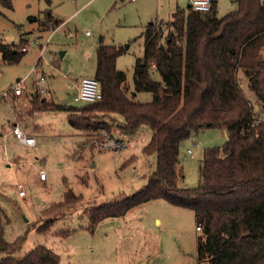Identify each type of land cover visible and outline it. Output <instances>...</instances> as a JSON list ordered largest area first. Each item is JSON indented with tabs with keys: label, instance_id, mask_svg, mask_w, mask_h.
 <instances>
[{
	"label": "rangeland",
	"instance_id": "obj_1",
	"mask_svg": "<svg viewBox=\"0 0 264 264\" xmlns=\"http://www.w3.org/2000/svg\"><path fill=\"white\" fill-rule=\"evenodd\" d=\"M48 7L63 20L51 35L54 26L41 25ZM188 8V0H52L50 4L13 0L12 8L0 3V39L14 43L24 37V44L30 45L17 63L4 61L0 52V224L9 241L26 234L16 256L45 244L62 254L61 264L198 263L203 231L197 229L195 212L164 199L139 204L122 216L107 217L94 232L87 228V208L139 190L156 169L157 155L143 150L153 132L149 125L125 130L120 127L121 114L92 113L77 106L76 117L90 123L78 129L68 121V112L34 111L32 104L37 88L44 87L41 97L82 105L74 100V84L95 75L100 43L125 46L117 66L127 74V93L136 100L150 101L152 92L136 91L134 81L136 60L145 52L143 32L150 21H168L175 11L186 13ZM236 8V0H217L219 15ZM27 75L19 97H1ZM240 75L246 96L264 117L247 76ZM41 76L47 79L44 85L39 84ZM154 77L161 79L157 72ZM35 116L43 140L39 142L34 135L38 143L27 146L14 136L12 127L31 125ZM227 140L228 131L223 127L193 131L180 145L179 184L197 185L206 149L221 147ZM40 168L46 170V181L40 180ZM19 183L24 184L26 196L19 195ZM68 189L82 195V201L68 209L44 212L61 201ZM63 230H70V235L57 234Z\"/></svg>",
	"mask_w": 264,
	"mask_h": 264
},
{
	"label": "trees",
	"instance_id": "obj_2",
	"mask_svg": "<svg viewBox=\"0 0 264 264\" xmlns=\"http://www.w3.org/2000/svg\"><path fill=\"white\" fill-rule=\"evenodd\" d=\"M236 2L237 8L223 15L213 0L208 11L191 6L186 13L175 11L168 21L147 25L145 52L136 60L134 81L136 91L152 92L150 101L136 100L127 93V74L117 66L125 46L105 43L97 48L94 75L102 86L100 100L69 105L41 97L38 88L35 91L34 111H66L68 121L78 129L90 124L76 117L77 106H81L92 113L121 114L125 130L147 124L153 131L143 150L157 155L156 169L139 190L87 208L90 231L107 217L164 199L195 212L203 231L197 264H264V117L246 96L240 77V72L247 76L264 109V0ZM0 3L13 7V0ZM48 24H60L50 7L41 19V25ZM26 50L24 37L14 43L0 39V52L8 63L19 62ZM155 72L161 79L154 77ZM205 127L226 128L228 140L221 147L206 149L197 185L181 186L177 171L180 145L193 131ZM82 199L68 189L61 201L44 212L68 209ZM25 240L26 234L7 240L0 224V264H61L59 253L45 244L16 256Z\"/></svg>",
	"mask_w": 264,
	"mask_h": 264
},
{
	"label": "built area",
	"instance_id": "obj_3",
	"mask_svg": "<svg viewBox=\"0 0 264 264\" xmlns=\"http://www.w3.org/2000/svg\"><path fill=\"white\" fill-rule=\"evenodd\" d=\"M136 1V0H133ZM213 0H190V4L192 8L198 11H208L212 7ZM25 78L19 79L16 84L3 92L1 97H19L23 93V83ZM47 82L45 76H41L39 78V84L44 85ZM41 93L45 92L44 87L38 88ZM103 91L100 81L94 76H84L79 80L78 89L74 94V100L79 103L86 102H95L102 98ZM13 134L22 142L27 145H36L37 139L36 137L28 134L24 128L16 124L12 127ZM46 170H40V178L43 180L47 179ZM19 187V195L24 196L26 194V189L23 183L18 184ZM197 229L201 230V226L197 225ZM137 264H144V262H137Z\"/></svg>",
	"mask_w": 264,
	"mask_h": 264
},
{
	"label": "crops",
	"instance_id": "obj_4",
	"mask_svg": "<svg viewBox=\"0 0 264 264\" xmlns=\"http://www.w3.org/2000/svg\"><path fill=\"white\" fill-rule=\"evenodd\" d=\"M133 1V0H132ZM137 1V0H136ZM190 5V6H189ZM188 7H191V4H190V0H188ZM58 18V17H57ZM43 19V18H42ZM156 20H158V19H155V20H152V21H150L149 23H152V22H154V21H156ZM162 20V19H161ZM63 24V20L62 19H60V24L58 25V26H56V27H54V28H52V32L50 33V35L57 29V28H59V27H61V25ZM49 35V36H50ZM48 36V37H49ZM49 39V38H48ZM28 46H27V50H26V52L29 50V48H30V45L28 44V43H26ZM39 48H40V46H38ZM28 78V75L25 77V81H26V79ZM24 81V82H25ZM78 84H79V81L76 83V84H74V87H76V90L78 89ZM5 92V91H4ZM44 112V111H43ZM41 113V112H40ZM36 115L38 116V113H36ZM37 116H35L34 118H33V120L35 121V123H33V120L31 121V119H30V121H31V123H33V124H31V125H24L25 127H23V128H25V130L27 131V133L28 134H30V135H36L37 137H39L38 138V141L40 140V141H42L43 139H41L40 137H42L43 135H42V131H41V125H39V121H37L36 120V118H38ZM117 119H119L120 120V122H121V119L119 118V117H117ZM120 127H122L121 126V124H120ZM33 131H36V132H34V133H32ZM13 133V132H12ZM58 136L60 135V133H56ZM15 136V135H14ZM56 136V135H55ZM37 139V138H36ZM53 139V138H52ZM39 141V142H40ZM38 142H36V144H37ZM25 144V143H24ZM27 145V144H26ZM27 146H33V145H27ZM40 169H42V168H40ZM41 180V182H43V181H46V180H43V179H40ZM27 195V192H26V194L24 195V196H26ZM88 227V226H87ZM36 228V227H35ZM38 228V227H37ZM84 230H85V227L83 228ZM38 230V229H37ZM46 231H48V230H46ZM45 231V232H46ZM57 233V232H56ZM71 233V232H70ZM70 233L68 234V235H66V236H69L70 235ZM58 234V233H57ZM59 236H60V234H58ZM64 236V235H63ZM66 236H64V237H66ZM37 245V244H36ZM35 245V246H36ZM48 247H50V246H48ZM51 248V247H50ZM53 250H55L54 248H52ZM69 249V248H68ZM57 253H59V255H60V261H62V254L60 253V252H58L57 250H55ZM142 260V259H141ZM145 262V261H144Z\"/></svg>",
	"mask_w": 264,
	"mask_h": 264
},
{
	"label": "water",
	"instance_id": "obj_5",
	"mask_svg": "<svg viewBox=\"0 0 264 264\" xmlns=\"http://www.w3.org/2000/svg\"><path fill=\"white\" fill-rule=\"evenodd\" d=\"M190 6V5H189Z\"/></svg>",
	"mask_w": 264,
	"mask_h": 264
}]
</instances>
